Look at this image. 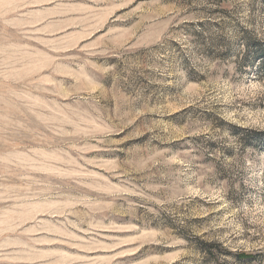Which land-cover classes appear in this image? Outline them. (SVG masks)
Masks as SVG:
<instances>
[{
    "label": "rangeland",
    "instance_id": "1",
    "mask_svg": "<svg viewBox=\"0 0 264 264\" xmlns=\"http://www.w3.org/2000/svg\"><path fill=\"white\" fill-rule=\"evenodd\" d=\"M0 264H264V0H0Z\"/></svg>",
    "mask_w": 264,
    "mask_h": 264
},
{
    "label": "trees",
    "instance_id": "2",
    "mask_svg": "<svg viewBox=\"0 0 264 264\" xmlns=\"http://www.w3.org/2000/svg\"><path fill=\"white\" fill-rule=\"evenodd\" d=\"M237 257L238 258H248V257H252V256L248 253L240 252V253H237Z\"/></svg>",
    "mask_w": 264,
    "mask_h": 264
}]
</instances>
